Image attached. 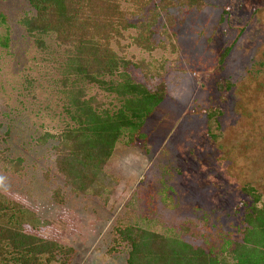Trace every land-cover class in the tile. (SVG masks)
Wrapping results in <instances>:
<instances>
[{"label": "rangeland", "instance_id": "rangeland-1", "mask_svg": "<svg viewBox=\"0 0 264 264\" xmlns=\"http://www.w3.org/2000/svg\"><path fill=\"white\" fill-rule=\"evenodd\" d=\"M0 13L10 38L0 47V154L23 160L19 173L0 162V193L34 216L39 235L72 247L70 264H126L125 246L107 252L112 228L136 220L161 234L185 226L181 238L205 249L240 240L250 204L243 189L255 188L264 201V0L169 9L153 30L157 46L150 52L132 44L133 29L124 33L122 51L113 44L139 65L121 72L149 89L163 82L166 95L145 120V141L126 146L124 135L116 145L106 169L119 184L106 202L72 195L54 165L56 142L39 144L45 132L58 134L70 124L63 50L53 36L37 47L24 32L18 21L33 13L27 0H0ZM167 15L172 38L163 33ZM230 45L220 69L218 57ZM87 89L88 96L102 95L96 85Z\"/></svg>", "mask_w": 264, "mask_h": 264}, {"label": "trees", "instance_id": "trees-1", "mask_svg": "<svg viewBox=\"0 0 264 264\" xmlns=\"http://www.w3.org/2000/svg\"><path fill=\"white\" fill-rule=\"evenodd\" d=\"M27 1L33 13L18 21L24 32L37 47L44 46L43 37L53 36L63 50V112L70 122L58 134L45 132L39 144L56 142L51 147L54 165L72 195L106 202L119 184L106 169L116 145L124 135L126 146L145 141L141 131L145 120L166 95L163 82L149 89L121 72L131 64L139 65L120 56L113 44L122 51L120 41L133 29L132 44L150 52L157 46L152 36L162 14L173 8L201 11L204 0ZM164 24V35L172 38L174 33L168 29L173 18L165 16ZM9 41L8 19L0 13V47L7 48ZM231 46L218 57L220 69ZM116 76L121 80H114ZM89 85L100 89V98L87 95ZM0 162L7 172L22 170L21 158L9 159L1 153ZM243 192L250 204L244 206L239 241L225 240L219 249H205L181 238L187 234L185 226L181 233L161 234L150 229L151 223L136 220L112 228L107 252L116 254L125 246L126 264H264V201L251 186ZM53 196L62 202L59 190ZM74 253L72 247L39 235L34 216L0 193V264H70Z\"/></svg>", "mask_w": 264, "mask_h": 264}]
</instances>
